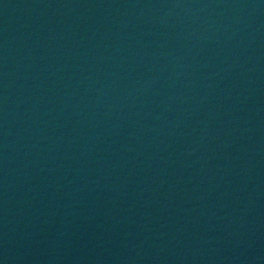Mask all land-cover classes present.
I'll use <instances>...</instances> for the list:
<instances>
[{
  "label": "water",
  "instance_id": "water-1",
  "mask_svg": "<svg viewBox=\"0 0 264 264\" xmlns=\"http://www.w3.org/2000/svg\"><path fill=\"white\" fill-rule=\"evenodd\" d=\"M0 264H264V0H0Z\"/></svg>",
  "mask_w": 264,
  "mask_h": 264
}]
</instances>
